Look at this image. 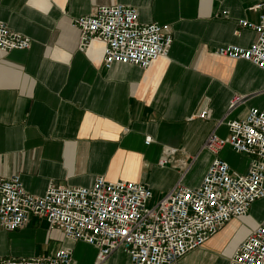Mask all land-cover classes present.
<instances>
[{
	"label": "crops",
	"instance_id": "1",
	"mask_svg": "<svg viewBox=\"0 0 264 264\" xmlns=\"http://www.w3.org/2000/svg\"><path fill=\"white\" fill-rule=\"evenodd\" d=\"M261 1L0 0L1 19L32 40L26 50H0V176L20 175L34 195L50 184L89 186L103 176L146 184L159 200L180 181L201 184L216 157L246 172L249 155L230 146L217 154L203 147L212 132L229 135V120L264 107V71L217 54L224 45H251L255 31L238 21L258 23L252 7ZM117 4L135 7L141 22L170 26L168 56L146 69L107 67L104 43L79 48L74 20ZM263 222L264 198L178 264H229ZM77 246L38 216L13 231L0 227V258L47 257L70 248L73 264H98L96 247L88 245L79 259ZM129 262L120 249L102 264Z\"/></svg>",
	"mask_w": 264,
	"mask_h": 264
},
{
	"label": "built area",
	"instance_id": "2",
	"mask_svg": "<svg viewBox=\"0 0 264 264\" xmlns=\"http://www.w3.org/2000/svg\"><path fill=\"white\" fill-rule=\"evenodd\" d=\"M252 10L259 13L258 23L247 19L238 23L254 30L255 40L249 46L224 45L217 54L249 61L264 71V1ZM74 24L80 31V49H87L93 41L104 43L107 67L125 63L146 69L168 56L173 43L169 25L141 22L135 7L122 4L98 6L93 13L76 18ZM31 44L30 37L12 30L0 17L2 52L26 50ZM239 101L235 98L229 109ZM207 115L205 109L200 117ZM227 126V137L212 132L203 148L217 154L230 146L249 155L244 173L216 157L201 184L191 187L180 181L151 207L153 190L136 181H109L100 176L89 186L50 184L43 195H34L26 190L20 175L0 176V227L13 231L38 216L51 228L61 229L66 238L96 247L99 263L122 249L129 264H178L264 198V107H251L244 118L229 120ZM151 140L147 137L146 142ZM73 263L70 248L47 257L0 258V264ZM229 264H264V222L237 247Z\"/></svg>",
	"mask_w": 264,
	"mask_h": 264
},
{
	"label": "rangeland",
	"instance_id": "3",
	"mask_svg": "<svg viewBox=\"0 0 264 264\" xmlns=\"http://www.w3.org/2000/svg\"><path fill=\"white\" fill-rule=\"evenodd\" d=\"M155 202H156V199H153V200H151L149 202L148 205L151 207V206H153L155 204ZM77 243H78V246H77V249H78L77 257L80 259V254L84 253V252H86V250H90V249L88 248L89 244H87L86 242H83V241L80 240V241H77ZM74 255H75V253H74ZM85 263H87V262H85ZM97 263L98 264H102V263H99L98 260H97Z\"/></svg>",
	"mask_w": 264,
	"mask_h": 264
}]
</instances>
